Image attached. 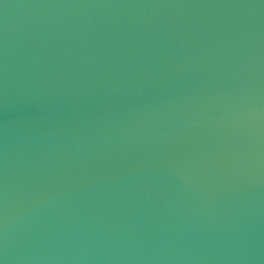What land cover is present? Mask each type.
Wrapping results in <instances>:
<instances>
[{
    "label": "water",
    "instance_id": "1",
    "mask_svg": "<svg viewBox=\"0 0 264 264\" xmlns=\"http://www.w3.org/2000/svg\"><path fill=\"white\" fill-rule=\"evenodd\" d=\"M3 264H264V0H0Z\"/></svg>",
    "mask_w": 264,
    "mask_h": 264
},
{
    "label": "clouds",
    "instance_id": "2",
    "mask_svg": "<svg viewBox=\"0 0 264 264\" xmlns=\"http://www.w3.org/2000/svg\"><path fill=\"white\" fill-rule=\"evenodd\" d=\"M0 264H3V262H2V261H0Z\"/></svg>",
    "mask_w": 264,
    "mask_h": 264
}]
</instances>
